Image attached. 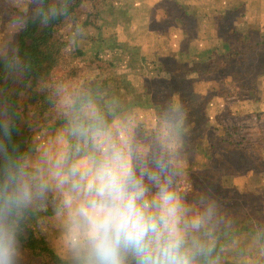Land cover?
I'll return each mask as SVG.
<instances>
[{"label":"clouds","instance_id":"9594fccd","mask_svg":"<svg viewBox=\"0 0 264 264\" xmlns=\"http://www.w3.org/2000/svg\"><path fill=\"white\" fill-rule=\"evenodd\" d=\"M29 3V18L45 25L68 14L67 0ZM23 22L10 14L9 51H18ZM48 99L62 124L24 150L13 142L14 114L0 108V264H21L25 225L49 208L63 264H221L224 216L215 194L201 191L190 203L179 189L191 132L177 94L143 136L132 115L117 114L78 81H52Z\"/></svg>","mask_w":264,"mask_h":264},{"label":"trees","instance_id":"16d2710c","mask_svg":"<svg viewBox=\"0 0 264 264\" xmlns=\"http://www.w3.org/2000/svg\"><path fill=\"white\" fill-rule=\"evenodd\" d=\"M102 1L67 0L68 14L45 25L39 19H30L29 11L21 13L18 1L16 6L10 7L11 0H0V33L11 13L24 17V30L15 37L18 51H9L8 47L14 33L0 41V56L8 57L7 61L0 60V108H7L15 116L13 142L20 150L27 147L28 140L38 131H52L62 124L48 99L49 85L54 80L78 81L91 88L102 97V102L111 103L117 114L151 103L162 111L173 94L181 97L188 108V94L192 88L217 81L234 65L237 57L254 47L241 46L245 43L243 38L236 30H231L228 21L235 13L232 10L224 12L226 15L222 13L223 37L227 46L198 53L188 50L187 43L192 36L189 16L181 26L186 34L181 39L176 57L152 53L148 58L142 56L140 49H130L121 40H108L103 31L109 24L117 25V20L107 18L109 22L106 23L104 9L100 6ZM60 2L45 0V6ZM174 11V14L166 12L162 22L184 12L182 9ZM81 42L87 45L82 48ZM256 72L259 74V66ZM238 76L241 79L239 90L247 89L249 95L255 97L254 82L245 80L247 77L250 81L251 74L243 71ZM139 78L144 83L143 89L141 93H135L132 79ZM191 85L194 87L190 90ZM192 117L195 126L189 123L191 136L186 137L185 159L195 165L197 156H201L205 162L201 164V172L189 169L187 173L191 184L197 187L193 191L195 197L199 192L211 189L221 206L224 216V224L218 231V250L224 249L219 253L221 264H264V174H251L247 178L245 185L261 199V203L245 209L240 204L238 175L211 168L220 161L232 159V152L237 151L242 140L237 142L228 136L224 140L226 147L221 150L205 137L207 134L202 135L206 132L200 129L198 118ZM258 148L264 157V148ZM240 149L250 153L249 147ZM35 219L26 223L25 233L21 236L23 259L27 264H63L45 236L34 227Z\"/></svg>","mask_w":264,"mask_h":264},{"label":"rangeland","instance_id":"374dc122","mask_svg":"<svg viewBox=\"0 0 264 264\" xmlns=\"http://www.w3.org/2000/svg\"><path fill=\"white\" fill-rule=\"evenodd\" d=\"M17 1L18 10L27 13L30 9L29 0ZM100 6L104 9L106 20L107 18L117 20V25L109 24L103 31L108 40L112 41L113 38L121 40L130 49H140L142 56L148 58L152 53L157 56L167 54L170 58L176 57L181 48V39L186 34L181 26L189 16L192 24L189 31L192 36L187 43L188 50L198 53L213 47L220 49L224 45L227 46L223 37L225 32L222 30L224 25L222 19L226 15L224 12L235 11L229 21L227 20L230 22L231 30H236L243 38L245 43L241 46L248 44L254 47L249 51L246 49L242 56L237 57L234 65H231L226 74L217 81H212L208 86L192 88L193 91L188 94L190 97L188 110L194 109L188 111V118L192 127L195 126L192 116L198 118L200 129L206 132L202 135L207 134L205 137L221 150L226 147L224 140L228 136L237 142L242 140L237 151L232 152V159L220 161L216 165H211V168H219L226 174L238 175L237 182L241 188L240 204L245 209L261 203V199L249 191L245 184L251 174H264V157L258 148V146L264 148V0H103ZM174 9L184 10L183 15L172 16L171 19L162 22L166 12L174 14ZM5 22V27L0 33V41L15 31L7 21ZM108 22L107 20L106 23ZM86 45L85 42H81L82 48ZM258 66L259 74L256 72ZM243 71L251 74L250 81L247 77L245 80L254 82L255 97L249 95L247 89L239 90L241 79L238 75ZM143 84L140 78L134 81L132 79L135 93L142 92ZM191 87L194 86L191 85L190 90ZM160 113L161 111L151 103L142 108H131L122 114H130L135 118L139 125L137 133L143 136ZM60 125L52 131L40 130L32 138L47 139L55 135ZM241 147H249L250 153L244 152ZM204 162L201 156H197V163L191 169L201 172L203 170L201 164ZM184 163L187 183H181L179 189L187 195L190 203H195L193 191L197 187L191 184L185 160ZM50 213L51 208L41 212L42 219L40 221L35 219L34 227L45 236L53 249L52 241L56 230L49 218ZM41 223L44 225L43 228L40 226ZM21 264H27V260L22 259Z\"/></svg>","mask_w":264,"mask_h":264},{"label":"crops","instance_id":"0c3cea01","mask_svg":"<svg viewBox=\"0 0 264 264\" xmlns=\"http://www.w3.org/2000/svg\"><path fill=\"white\" fill-rule=\"evenodd\" d=\"M215 84H216V82H215ZM200 86H201V87H204L203 85H200ZM184 160L186 161L185 158H184ZM186 164H187V167H188L187 170L191 169V168L193 167V165H194V164H193V165L191 164V161H190V160L188 161V163H187V161H186Z\"/></svg>","mask_w":264,"mask_h":264}]
</instances>
